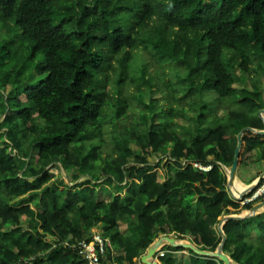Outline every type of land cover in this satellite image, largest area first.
Segmentation results:
<instances>
[{
  "label": "trees",
  "instance_id": "obj_1",
  "mask_svg": "<svg viewBox=\"0 0 264 264\" xmlns=\"http://www.w3.org/2000/svg\"><path fill=\"white\" fill-rule=\"evenodd\" d=\"M0 27L6 29L0 40V264H86L67 245L91 241L98 226L106 260L118 264H134L165 234L215 252L223 240L221 217L242 207L223 166H232L244 129L251 130L243 135L241 166L264 161V139L253 135L264 131L258 88L264 76V0H0ZM142 45L158 60L183 68L180 84L186 96L195 95L191 107L199 110L192 140L175 121L187 118L185 108H163L150 123L144 112L146 128L125 126L131 65ZM255 58L254 90L236 89L237 69L251 74ZM32 73L37 78L29 79ZM147 76L144 69L136 80L134 98L140 102L142 87L152 86ZM210 90L218 97L216 107ZM106 106L116 127L111 146L104 137ZM221 107L228 109L223 117ZM154 158L158 167L166 165L163 181L152 172ZM185 161L213 168H184ZM58 165L73 181L86 179L53 182L51 170ZM103 178L112 193L98 201L93 184ZM252 230L261 235L257 243ZM223 231V250L234 262L264 264L262 209L232 217ZM117 250L124 255L113 256ZM161 250H188L191 264H225L184 247L165 244ZM161 260L177 264L171 256Z\"/></svg>",
  "mask_w": 264,
  "mask_h": 264
},
{
  "label": "rangeland",
  "instance_id": "obj_2",
  "mask_svg": "<svg viewBox=\"0 0 264 264\" xmlns=\"http://www.w3.org/2000/svg\"><path fill=\"white\" fill-rule=\"evenodd\" d=\"M5 33H6V29H2V27H0V40L3 38ZM134 53L136 56V60L131 65L132 72L130 75V80L132 82L127 85V89H126L127 96L130 97L131 107L128 108V113L127 115L124 116L125 119L123 121H124L125 126L135 127V126L140 125L142 128H146L147 126L141 121V116L144 112L147 113V115L149 116V123H150L152 115L154 113L156 114L159 113L163 108L168 111L170 110V112L172 111L176 113H177V110L181 112L185 108L186 113H187V118H182V117L176 118L175 121L183 125L180 128L183 135L189 138L190 140H192L194 136L197 134V122H196L197 116L196 115L198 114L199 110L197 108L192 109L191 107V103L193 99L196 98L195 95H192L189 97L186 96L185 94L186 91L183 89V86L180 84L181 78L179 77H181L180 73H183V68L180 65H174L172 62L158 60L157 57L152 52H150L144 45L137 48L134 51ZM40 57L43 58L42 53ZM225 57H226V52H225ZM257 62L258 61L255 58V62L251 66V70H252L251 74L246 71L237 69V79L238 80L235 83L236 89L249 90V91L254 90V84L258 79L256 72H255L256 69L258 68ZM176 68H178L180 72H178ZM144 69H146L148 72L147 77H151L152 86L150 84H145L142 87L144 96H143L142 102H140L139 100L134 98L135 95L138 93V90H137L138 83L136 82V80L140 79L141 72ZM110 74H111V79H112L114 77V72H111ZM184 74H186V68H185ZM36 75H37L36 73H32L29 79L37 78ZM259 79H260V82L258 83V88L260 89L261 96L264 98V76L261 75ZM110 85L111 86L108 88V93L112 96L111 104L113 105L115 103V98L117 95V89H116L113 79L111 80ZM11 89L12 87L8 86L5 93L7 94L9 91H11ZM207 96L211 98L213 106L215 107L218 106L219 100L215 92L210 90L207 93ZM22 98L24 99V97ZM111 112H112V108L110 106H106L104 109V116L107 119H106V123L104 126V137L107 140L109 146H111L112 138L115 135V130H116V127L114 125L115 122L111 123L109 120L110 116L112 115ZM217 113L219 116L223 117L228 113V109L221 107L217 111ZM263 116H264V113H263ZM2 120L3 118L0 117V124ZM253 135L264 139V135H261V134L259 135L256 132H254ZM244 145H245V141H243V149L241 150V154L244 151ZM131 147L134 151H139L138 146L136 144H132ZM37 153H38V150L35 147L33 149L32 155L34 157H37ZM154 159L157 164L155 165L152 172L156 173L158 177L160 178V180L163 181L166 177V165H161L158 167L159 160H157L156 158ZM241 159L242 157L240 156V162H241ZM131 161H134V158H132ZM240 167H242L241 164H240ZM229 169L230 168H227L226 170L227 175L229 174ZM51 171L55 175L53 182H56L58 178H62L69 184L74 185L86 179V178H81V179L73 181L71 179L70 173L65 171L60 165L56 166ZM103 180L104 178L101 179L100 181H96L93 184V186L98 191V201L108 200L112 193V189L108 185L102 183ZM237 181L238 182L240 181L239 177H237ZM253 182H255V180L252 181V183ZM232 194H234L233 197L236 202L238 201L239 197H241V195L237 192L232 193ZM243 209H241V207L237 209L231 208V211H230L231 215L222 216L221 221H223L226 217H229V216L239 217L243 215H249V216L255 215L253 210H246L247 212L241 213ZM102 231L103 230L101 226H98L92 231V233L93 234L102 233ZM253 238L254 240L255 238H257L256 234L255 235L253 234ZM178 242L194 244L191 241V239H188V238H185L183 240H178ZM117 251H118L119 256L124 255L123 250H117ZM177 256L181 257L179 261L180 264H183V263L188 264V260L191 257V253L185 250L184 253H182L181 255H177ZM138 258H137V264H139V260H140ZM160 262L161 264H164L162 260H160Z\"/></svg>",
  "mask_w": 264,
  "mask_h": 264
},
{
  "label": "water",
  "instance_id": "obj_3",
  "mask_svg": "<svg viewBox=\"0 0 264 264\" xmlns=\"http://www.w3.org/2000/svg\"><path fill=\"white\" fill-rule=\"evenodd\" d=\"M264 110L261 111V115L264 119L263 116ZM251 130L250 128L244 129L239 135H238V146L235 152V157H234V162L232 166L229 169V174H228V189L230 193H233V189H237L236 184H237V177H238V170H239V165H240V156H241V150L243 149V135L246 131ZM257 134L264 135V131H254ZM245 148V145H244ZM263 175L259 178V181L262 179ZM255 188V186L248 188L246 191H243L241 194V197H243L246 193L252 191ZM264 207V201L256 204L253 208V212L256 213L259 209ZM233 216L226 217L224 221H222V226L223 223L226 222L227 220L231 219ZM237 218H242V217H237ZM220 233L223 237L222 243L219 246V248L215 252H210L208 250H201L199 247L195 246V244H190V243H180L178 242L177 238L174 236H163L159 239H157L156 242H154L146 251V253L142 256V263L144 264H160L156 260V255L159 249L164 246L165 244H170L176 247H184L187 249H191L195 253L201 255V256H207V257H216L219 258L221 261H223L225 264H239L237 262H234L227 253L224 252L223 246L225 245L226 242V235L223 231V228L220 229Z\"/></svg>",
  "mask_w": 264,
  "mask_h": 264
},
{
  "label": "built area",
  "instance_id": "obj_4",
  "mask_svg": "<svg viewBox=\"0 0 264 264\" xmlns=\"http://www.w3.org/2000/svg\"><path fill=\"white\" fill-rule=\"evenodd\" d=\"M184 168H186L189 165H193L196 169L208 172L213 168V165L208 164H202L200 162H183ZM225 172H227V167L223 166ZM264 198V175L260 182L255 186V188L246 193L243 197H239L237 203H239L242 207L247 205L248 203H255L258 204L262 202L261 199ZM224 221V220H223ZM222 221L218 224L217 228L218 231L220 232V229L223 228L222 226ZM163 236H167L162 235ZM168 236H174L176 237L175 234H171ZM177 238V237H176ZM68 247L75 249L79 256L85 261L86 264H118L117 261L115 260H110L107 261V245L103 237L101 236L100 233H94L92 235V240L87 242V241H78L72 245H67ZM163 247V246H162ZM162 247L159 249L156 255V260L157 262H160L162 258H165L168 254L167 250H161ZM113 256H116V252H112ZM107 261V262H106ZM139 264H144L142 261Z\"/></svg>",
  "mask_w": 264,
  "mask_h": 264
},
{
  "label": "crops",
  "instance_id": "obj_5",
  "mask_svg": "<svg viewBox=\"0 0 264 264\" xmlns=\"http://www.w3.org/2000/svg\"><path fill=\"white\" fill-rule=\"evenodd\" d=\"M261 175H264V161L252 164L250 166H245V167H243V166L240 167V165H239L238 177H239L240 181L239 182L237 181V184H236L237 189H234L233 193L237 192V193H239L241 195L243 191H246L250 187L256 186L260 182L259 178L261 177ZM254 180H255V182L252 183V181H254ZM232 195H234V194H232ZM241 209H243V207H241ZM242 211H241V213L247 212L246 209H243ZM263 211H264V209H263ZM239 217L246 218V217H249V215H243V216H239ZM250 234H251V239H252L253 242L257 243V242H259L261 240V235L256 230H252L250 232ZM253 234L254 235L256 234V236H257V238H255V240L253 238ZM184 252H185V250H182V251H168L167 256L168 257L171 256V257L176 258L177 262H178L177 264H180L179 261H180L181 257L177 256V255H181ZM143 255L144 254H142L141 256H138L139 258L138 257H134L133 258V263L137 264V258L140 259L139 260V263H140ZM123 264H129V263L124 261ZM188 264H191V257L188 260Z\"/></svg>",
  "mask_w": 264,
  "mask_h": 264
}]
</instances>
